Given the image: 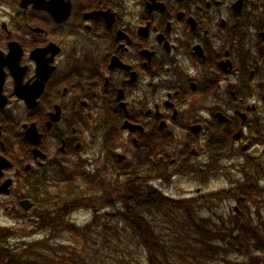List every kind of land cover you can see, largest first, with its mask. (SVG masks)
Here are the masks:
<instances>
[{
	"label": "flooded vegetation",
	"instance_id": "flooded-vegetation-1",
	"mask_svg": "<svg viewBox=\"0 0 264 264\" xmlns=\"http://www.w3.org/2000/svg\"><path fill=\"white\" fill-rule=\"evenodd\" d=\"M224 160L230 189L264 171V0H0L6 216L83 171L126 209Z\"/></svg>",
	"mask_w": 264,
	"mask_h": 264
},
{
	"label": "trees",
	"instance_id": "trees-1",
	"mask_svg": "<svg viewBox=\"0 0 264 264\" xmlns=\"http://www.w3.org/2000/svg\"><path fill=\"white\" fill-rule=\"evenodd\" d=\"M263 176L246 173L233 194L185 200L140 196L132 185L130 208L87 209L95 191L83 172L56 192L44 187L31 220L19 209L20 227L0 228V264H264ZM232 199L238 209L218 214ZM79 210L92 211L82 226L71 219Z\"/></svg>",
	"mask_w": 264,
	"mask_h": 264
},
{
	"label": "rangeland",
	"instance_id": "rangeland-1",
	"mask_svg": "<svg viewBox=\"0 0 264 264\" xmlns=\"http://www.w3.org/2000/svg\"><path fill=\"white\" fill-rule=\"evenodd\" d=\"M229 148L230 147H226L223 150V152L226 154V152ZM255 151L260 152V147L256 148ZM206 161H207V159H206ZM221 168H222V171H220L218 169L217 171H219V172H217V173H215V172L213 174L211 172L208 173L209 177H210V181H208L207 184L201 185L199 182L195 183V181L190 182L189 180H187L185 178H179V184L175 182V184L172 185L169 190L167 188H164V187H163V189L165 190L166 193L170 194L171 196H176V197H180V198H182L184 196L191 195V194H189L191 192V189H195V191H196L198 189V187H200V186H203V187L211 189V190H217L218 192L228 191L230 189V185H231V183L228 180L234 179V178L235 179H241V177H240L239 172H237L233 168H230L226 165V160H224L222 162ZM213 175H215V176H213ZM223 188H225V189H223ZM212 193H216V192H212ZM229 202H231V203H229ZM218 203H219V201L210 202V205L212 207H214ZM236 205H237V203L235 201L223 202V205H221V207H219V208H223V209H220V212H218V214L224 215L232 207H236ZM90 218H92V211H90V210H79V211L75 212L74 215H72V220L74 221L73 223H75L76 225H84L85 223H87L90 220ZM13 222L14 221L11 220V218H8L6 216L4 210L0 209V228H10V229L13 228L14 229L15 227H13ZM17 227H20V225H17ZM115 258H116V262L122 260L121 254H119V256L115 255ZM125 261L128 263L131 261V258L128 257V258H126ZM130 264H132V263H130Z\"/></svg>",
	"mask_w": 264,
	"mask_h": 264
},
{
	"label": "water",
	"instance_id": "water-1",
	"mask_svg": "<svg viewBox=\"0 0 264 264\" xmlns=\"http://www.w3.org/2000/svg\"><path fill=\"white\" fill-rule=\"evenodd\" d=\"M26 210H29V209H26Z\"/></svg>",
	"mask_w": 264,
	"mask_h": 264
}]
</instances>
